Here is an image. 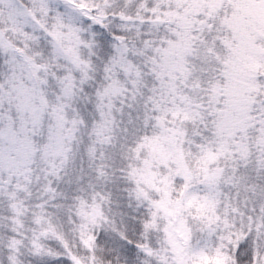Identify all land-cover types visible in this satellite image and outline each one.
I'll return each instance as SVG.
<instances>
[{"label":"snow or ice","instance_id":"obj_1","mask_svg":"<svg viewBox=\"0 0 264 264\" xmlns=\"http://www.w3.org/2000/svg\"><path fill=\"white\" fill-rule=\"evenodd\" d=\"M0 264H264V0H0Z\"/></svg>","mask_w":264,"mask_h":264}]
</instances>
